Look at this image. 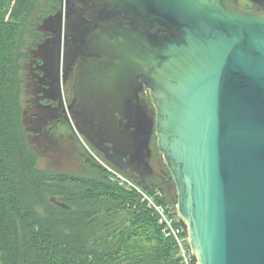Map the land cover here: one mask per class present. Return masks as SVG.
Returning a JSON list of instances; mask_svg holds the SVG:
<instances>
[{
    "label": "water",
    "instance_id": "water-1",
    "mask_svg": "<svg viewBox=\"0 0 264 264\" xmlns=\"http://www.w3.org/2000/svg\"><path fill=\"white\" fill-rule=\"evenodd\" d=\"M258 4L261 11L237 0H86L71 22L61 6L40 26L50 37L35 54L50 86L82 56L63 112L74 134L138 182L132 170L146 166L155 138L195 264H264Z\"/></svg>",
    "mask_w": 264,
    "mask_h": 264
},
{
    "label": "trees",
    "instance_id": "trees-1",
    "mask_svg": "<svg viewBox=\"0 0 264 264\" xmlns=\"http://www.w3.org/2000/svg\"><path fill=\"white\" fill-rule=\"evenodd\" d=\"M60 6L0 0V264H179L157 217L104 170L72 177L38 168L23 123L21 73L26 50L42 42L39 27ZM151 188L171 204L162 186Z\"/></svg>",
    "mask_w": 264,
    "mask_h": 264
},
{
    "label": "flooded vegetation",
    "instance_id": "flooded-vegetation-1",
    "mask_svg": "<svg viewBox=\"0 0 264 264\" xmlns=\"http://www.w3.org/2000/svg\"><path fill=\"white\" fill-rule=\"evenodd\" d=\"M83 1L86 0H67V6L63 10V23L66 21L71 22L75 19V14L82 7ZM262 1L245 0L244 2L246 4L243 3L242 6L238 4V6L246 10L261 11L258 3ZM40 30L43 34L42 41H44L48 33H44L42 29ZM26 56L27 61L25 63L27 65L23 66L24 71L28 69V73L25 75L27 89L24 94L26 96L24 100H26L27 105L24 124L28 132L27 138L29 145L33 143L38 148H42L43 151L49 149H64L63 151L68 152L70 150L65 144L66 141L57 138V129L58 126H67L64 120L67 117L63 112L74 97V83L82 56H78L74 64L65 73L59 71V74L53 77V86H50V79L48 77H42L43 74L40 70L42 61L40 57L36 56L35 50L27 49ZM59 81L61 83L60 89ZM47 83L50 86V90H46L44 87V84ZM56 83L58 84L57 87ZM145 93V89H143L139 93L140 98ZM52 108H56L57 110L54 112ZM150 149L151 154L146 159V166H140L137 169L134 168L132 172H134L135 178L140 182L144 181L145 184L150 186L158 184L168 189L172 186V181L169 179L170 176L163 164L162 158L156 150L155 138L153 136L150 141Z\"/></svg>",
    "mask_w": 264,
    "mask_h": 264
},
{
    "label": "rangeland",
    "instance_id": "rangeland-1",
    "mask_svg": "<svg viewBox=\"0 0 264 264\" xmlns=\"http://www.w3.org/2000/svg\"><path fill=\"white\" fill-rule=\"evenodd\" d=\"M239 0H237V4H239L240 6L243 5V3H245V0H240V2H238ZM67 0H62V8L64 10L66 5ZM246 4V3H245ZM60 6V8H61ZM60 8L58 9V11L60 10ZM57 11V12H58ZM56 12V13H57ZM55 13V14H56ZM54 14V15H55ZM40 30V27H39ZM44 33H48V36L46 39H48L50 37V31L49 30H44ZM44 39V40H46ZM43 42V41H42ZM27 47V46H25ZM36 50V49H35ZM27 64L24 62L23 66H26ZM26 73H28V69L26 71H24L21 73V76L23 78V90H22V105H23V123H24V118H25V111H26V100L25 99V92H26V78L25 75ZM142 102L147 105L149 112L152 110L151 105L149 104V98H148V94L145 93L142 95L141 97ZM25 126V124H24ZM25 130L26 126H25ZM27 137H28V132H27ZM57 138H59L62 141H66L65 144L66 146H68V149L70 151L65 152L63 151L64 149H49L47 151H43L42 148H38V146H36L33 143H30V147L31 149L37 154L38 156V168L41 170H47V171H53V172H57V173H65L68 174L72 177L75 176H93L96 175V173H99L98 168H101L100 165H97L94 162V159H92V157H90V155L88 154V149H90L97 157H99L100 159H103V157L98 154L96 151H94L88 144L87 142L78 134H74L72 131V126H58L57 129ZM87 148H86V147ZM58 151V152H57ZM161 156V155H160ZM92 162H94L97 167H93L90 164H86L88 162H86V160H90ZM162 158V156H161ZM90 161V163H91ZM86 162V163H85ZM92 164V163H91ZM102 169V168H101ZM103 170V169H102ZM126 175V174H125ZM128 176V175H127ZM129 178H131L132 180H135L134 178L128 176ZM136 181V180H135ZM139 186L143 187V189H146L148 191H150L152 188L150 185H147L144 183V181L138 182ZM163 187V186H162ZM164 188V187H163ZM167 188H164L165 192H166ZM161 190V189H160ZM162 193L164 194V192L162 191ZM167 193V192H166Z\"/></svg>",
    "mask_w": 264,
    "mask_h": 264
},
{
    "label": "built area",
    "instance_id": "built-area-1",
    "mask_svg": "<svg viewBox=\"0 0 264 264\" xmlns=\"http://www.w3.org/2000/svg\"><path fill=\"white\" fill-rule=\"evenodd\" d=\"M86 147V146H85ZM87 148V147H86ZM88 154L97 165L105 171L110 183L117 185L127 191L135 192L139 201L151 211L158 219V224L162 227V234L172 241L175 248V258L179 264H195L188 235L180 226L177 216L174 213L173 205L165 201V196L158 188L150 191L143 189L135 180H132L122 171L97 157L90 149Z\"/></svg>",
    "mask_w": 264,
    "mask_h": 264
}]
</instances>
